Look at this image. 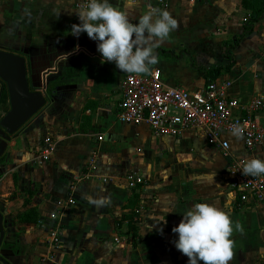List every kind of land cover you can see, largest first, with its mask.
<instances>
[{"label":"crops","instance_id":"crops-1","mask_svg":"<svg viewBox=\"0 0 264 264\" xmlns=\"http://www.w3.org/2000/svg\"><path fill=\"white\" fill-rule=\"evenodd\" d=\"M110 2L115 7L124 4ZM241 2L166 0L161 8L156 0H138L129 10L133 23L153 7L177 20V28L155 49L158 63L150 72L159 70L166 85L193 93L210 82H231L229 94L243 104L264 97V19L228 57L249 14ZM80 3L0 0V49L26 59L30 90L47 99L22 130L4 142L0 213L5 236L0 255L10 264H187L188 258L172 243L177 238L172 228L192 204L208 202L240 225L230 237L229 264H264V204L239 205L229 186L230 158H264V144L252 157L241 137L230 135L225 156L208 146L197 130H185L177 138L159 137L145 123H121L117 114L123 82L135 73L103 62L86 33L71 34V26L79 23L75 10ZM0 106L1 118L8 110ZM254 118L264 127V110ZM45 138L56 143L48 161L34 151L43 148ZM130 172L145 184L130 189ZM70 197L75 203L62 213L56 260L43 262L50 214ZM98 200L106 202L95 203ZM32 208L40 213L37 223L16 218Z\"/></svg>","mask_w":264,"mask_h":264},{"label":"built area","instance_id":"built-area-1","mask_svg":"<svg viewBox=\"0 0 264 264\" xmlns=\"http://www.w3.org/2000/svg\"><path fill=\"white\" fill-rule=\"evenodd\" d=\"M83 3L86 4L87 0H83ZM156 3L161 8L166 6V0H156ZM82 6L80 3L79 7ZM231 86V82H210L202 90L193 93L166 85L159 70H152L147 75L130 74L123 82V100L119 104L117 118L124 124L145 123L159 137L177 138L185 130L200 131L207 145L220 150L225 156H229L230 152L227 137L232 135L231 129L239 125L244 148L253 157L257 148L264 144V127L254 118V114L264 110V97L243 104L229 94ZM102 139V136L98 137L99 141ZM55 147L53 140L45 138L43 148L34 151L42 161H48ZM247 160L230 158L229 186L236 194L239 205L264 204V174L242 175L241 169ZM94 162V159L90 160L91 167ZM126 182L132 190L145 184L135 172L126 175ZM74 203L70 197L60 204L59 210L50 214V225L45 236L48 254L43 262H55L63 230L61 216ZM115 242L121 243L119 238Z\"/></svg>","mask_w":264,"mask_h":264},{"label":"clouds","instance_id":"clouds-1","mask_svg":"<svg viewBox=\"0 0 264 264\" xmlns=\"http://www.w3.org/2000/svg\"><path fill=\"white\" fill-rule=\"evenodd\" d=\"M138 0H124L123 7H115L110 0H87L75 10L78 24L71 26V34L78 37L82 32L96 42V49L103 62L114 63L123 72L147 74L150 66L158 63L155 49L177 28V20L163 9L153 8L139 16L133 23L129 10ZM239 125L231 129L237 138ZM241 174H264V158L247 160ZM106 201L98 200L101 204ZM161 221H164L161 220ZM160 222V221H159ZM234 227L240 225L231 220L228 213L216 204L197 202L182 213L178 225L172 228L176 239L175 248L185 255L187 264H229L232 257Z\"/></svg>","mask_w":264,"mask_h":264},{"label":"water","instance_id":"water-1","mask_svg":"<svg viewBox=\"0 0 264 264\" xmlns=\"http://www.w3.org/2000/svg\"><path fill=\"white\" fill-rule=\"evenodd\" d=\"M0 82L6 86L9 110L0 118V162L4 142L21 131L46 105L42 92L31 91L26 59L15 52L0 49ZM0 83V84H1ZM3 213H0V249L4 240ZM0 263L10 264L0 255Z\"/></svg>","mask_w":264,"mask_h":264},{"label":"trees","instance_id":"trees-1","mask_svg":"<svg viewBox=\"0 0 264 264\" xmlns=\"http://www.w3.org/2000/svg\"><path fill=\"white\" fill-rule=\"evenodd\" d=\"M241 3L244 9L249 12V14L244 19V32L239 37L235 38L234 42L229 46L228 57H230L231 51L240 43V41L244 37L253 33L255 24L264 19V0H242ZM211 72L213 71H208L206 73L210 75ZM5 94L6 93L4 91V94L2 96V103H4ZM131 206L135 207V204H132ZM17 218L20 222L37 223L39 221V213L37 209L32 208L19 215ZM130 228L134 229L133 225L130 224ZM3 248H5V245L3 246Z\"/></svg>","mask_w":264,"mask_h":264},{"label":"flooded vegetation","instance_id":"flooded-vegetation-1","mask_svg":"<svg viewBox=\"0 0 264 264\" xmlns=\"http://www.w3.org/2000/svg\"><path fill=\"white\" fill-rule=\"evenodd\" d=\"M4 91H7L6 90V86L5 85H3L2 83L0 84V105H2L3 103H2V96H3V94H4ZM1 107V106H0ZM4 152H5V148H4ZM5 154L3 153V156H4ZM4 161V158H2L1 159V162H3Z\"/></svg>","mask_w":264,"mask_h":264},{"label":"rangeland","instance_id":"rangeland-1","mask_svg":"<svg viewBox=\"0 0 264 264\" xmlns=\"http://www.w3.org/2000/svg\"><path fill=\"white\" fill-rule=\"evenodd\" d=\"M5 97H4V103H3V109H4V111H7V110H9V101H8V97H7V92L5 91ZM8 101V102H7ZM12 197H14L15 196V194L14 195H11ZM39 213V212H38ZM39 215H40V213H39ZM137 216H139V215H137ZM17 218V217H16ZM18 219V218H17Z\"/></svg>","mask_w":264,"mask_h":264}]
</instances>
